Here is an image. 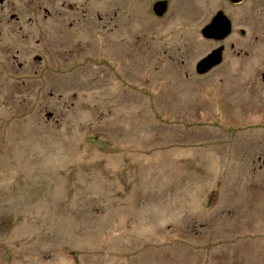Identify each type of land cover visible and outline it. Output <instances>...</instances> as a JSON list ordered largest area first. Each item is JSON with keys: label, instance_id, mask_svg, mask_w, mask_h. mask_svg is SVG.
<instances>
[{"label": "rangeland", "instance_id": "rangeland-1", "mask_svg": "<svg viewBox=\"0 0 264 264\" xmlns=\"http://www.w3.org/2000/svg\"><path fill=\"white\" fill-rule=\"evenodd\" d=\"M111 2L113 30L55 50L34 26L27 49L63 80L1 76L0 264H264V163L200 138L218 126L193 121L168 58L191 64L185 12Z\"/></svg>", "mask_w": 264, "mask_h": 264}, {"label": "flooded vegetation", "instance_id": "flooded-vegetation-1", "mask_svg": "<svg viewBox=\"0 0 264 264\" xmlns=\"http://www.w3.org/2000/svg\"><path fill=\"white\" fill-rule=\"evenodd\" d=\"M156 2L165 3L160 15ZM111 5V0H0V86L7 71L23 73L17 86L32 85L28 79L33 76L63 80L51 77L53 66L45 55L27 49L34 26L42 21L43 31L53 39L49 48L55 50L63 46V37L79 35L98 19L108 33L113 30L117 12ZM147 9L155 19L168 22L176 11L185 12V20L177 23L184 29H171V34L186 32L191 64L183 67L184 60L168 58L178 69L176 78L193 93V121L209 120L218 126L214 133L201 131L203 143L238 151L251 163L261 159L264 163V0H149ZM13 36L27 50L16 46L12 51ZM257 148L263 150L258 153Z\"/></svg>", "mask_w": 264, "mask_h": 264}, {"label": "water", "instance_id": "water-1", "mask_svg": "<svg viewBox=\"0 0 264 264\" xmlns=\"http://www.w3.org/2000/svg\"><path fill=\"white\" fill-rule=\"evenodd\" d=\"M154 9H155V12H156L158 15L162 14V13L164 12V10H165V3H164V2H156V3H155V7H154ZM207 58H208V57L203 58L202 62H203V63L206 62V61L208 60Z\"/></svg>", "mask_w": 264, "mask_h": 264}, {"label": "trees", "instance_id": "trees-1", "mask_svg": "<svg viewBox=\"0 0 264 264\" xmlns=\"http://www.w3.org/2000/svg\"><path fill=\"white\" fill-rule=\"evenodd\" d=\"M192 111H193V109H192ZM185 113V112H184ZM187 113H188V111L185 113L186 115H187ZM189 123V122H188ZM187 127V126H186ZM198 128H201V127H198Z\"/></svg>", "mask_w": 264, "mask_h": 264}]
</instances>
